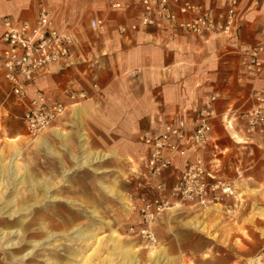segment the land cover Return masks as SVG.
I'll return each instance as SVG.
<instances>
[{
  "label": "rangeland",
  "instance_id": "1",
  "mask_svg": "<svg viewBox=\"0 0 264 264\" xmlns=\"http://www.w3.org/2000/svg\"><path fill=\"white\" fill-rule=\"evenodd\" d=\"M43 1L51 7L56 22L67 21L82 42L92 35L87 27L89 20L105 16L111 10L103 0ZM126 1L131 5L137 0ZM193 1L208 4L218 0ZM248 87L259 88L255 84L239 85L240 89ZM9 105L7 87L0 76V158L4 165L0 176V233L12 231L3 235L0 263L121 264L129 260L132 264H264V217L253 213L254 209L264 210V184L249 188L252 180L246 177L251 173L256 181L264 183V139L249 137L253 140L250 142L244 135L234 133L252 147L251 154L249 148H242L241 157L242 163L253 164L254 168L239 177H223L233 185V195H221L218 201L205 207H191L188 201H176L171 195L176 176L130 178L127 176L130 170L121 168L114 159L113 165L123 173L119 177L113 175L112 182L111 179L106 182L105 169L99 164L90 166L92 169L75 164L79 171L76 168L74 176L69 171L62 182V167L56 154L37 148L38 137L46 134V130L36 135L29 133L12 117ZM129 114L132 119L138 115L136 123H96L88 135L102 141H122L129 150H136L142 132L158 129L154 128L158 125L157 117L152 118L148 111ZM50 141L52 148H57V141L51 138ZM227 144L233 145L231 141ZM16 150L20 155L13 166L14 176L5 166ZM238 157H231V161ZM96 166L102 172H95ZM66 168L70 170L71 164ZM99 184L119 188L128 201L134 195L138 199L132 201L134 204L130 201L124 215L121 201L106 194ZM154 199L167 202L166 207L155 219L146 221L141 209ZM16 209L19 212L11 215ZM102 220L111 224L106 226ZM21 225L23 235L19 238L15 231ZM111 233L117 235L116 250L109 239ZM11 243L14 245L5 246ZM27 252L30 254L25 256Z\"/></svg>",
  "mask_w": 264,
  "mask_h": 264
},
{
  "label": "crops",
  "instance_id": "2",
  "mask_svg": "<svg viewBox=\"0 0 264 264\" xmlns=\"http://www.w3.org/2000/svg\"><path fill=\"white\" fill-rule=\"evenodd\" d=\"M117 1L123 5L121 9L112 10L106 4L111 9L108 14L102 17L96 16L105 19L106 28L103 32L92 31L88 23L87 27L92 35L87 40L80 41L71 60L62 64V67L50 68L32 83V87L41 90L51 99L66 101L64 93L69 87L84 88L93 95L84 103L70 106L62 119L46 129L44 132L46 134L38 137L37 148L56 154L55 158L62 167V182L69 171H72L69 175H72L76 168L79 171V167L75 164L78 166V163L88 158L91 153L106 156L104 160L92 165L99 164L101 169H105L103 175L108 178H105L106 182L110 179L112 182L113 175L117 174L119 177L123 173L122 170L115 168L114 161H118L121 168L131 171L127 175L130 178L146 176L144 161L141 158L143 155L141 143L136 150L131 151L123 145L125 142L112 139L102 141L95 136L90 137L88 132L96 123H136L138 115L132 119L129 113L148 111L150 115L152 114V118L154 115L157 117L158 125L154 128L159 129L164 122L175 120L179 116H192L197 109L207 104L209 97L216 92L225 96V99H218L213 104L218 114L223 113L229 105L239 107L247 98L252 87L240 89L239 85L255 84L259 87L256 90L264 92V75L252 83L250 81L252 79L242 70L238 55L232 53L224 40L219 38L199 37L154 28L139 29L136 32H128L125 37H120L117 34L118 25L136 23L139 4L138 0L133 1L131 5L126 0ZM219 4L221 0L203 5L218 6ZM41 5L52 15V9L47 1L0 0V37L4 17L17 21H32ZM262 15H264V1L242 0L238 21V38L241 42L252 43L256 40ZM52 17L54 18L53 15ZM63 23L68 29L75 31L68 26L67 21ZM1 47L0 43V49ZM238 71L241 74L237 73ZM0 76L3 79L1 73ZM3 81L7 87L9 107L13 111L11 115L18 120L26 102L10 95L8 85L4 79ZM94 83L100 87L101 92L98 95L91 88ZM28 95H31L30 91ZM10 109L7 108V111L10 112ZM101 112L104 113L100 114ZM234 133L238 135L240 133L249 139L239 122L232 123V127L228 128L218 116L213 121L212 145L204 153L205 159L209 160L213 168L224 178L239 177L246 170L254 168L253 164L242 163L241 157L244 153L242 148H249L251 154L252 147L246 146L249 143L246 140L242 141ZM230 134L233 136L231 137ZM50 138L57 141L56 144H59L57 148H52ZM228 141L233 145L227 144ZM248 141L253 142L251 138ZM238 155L235 161H231V157L235 159ZM66 161L71 164L70 170L66 168L69 165L65 163ZM180 168V160L175 159L173 166L163 174L176 176ZM88 169L92 168L88 166ZM96 169L95 172H102L98 166ZM246 177L253 181H249L251 185L249 188L256 189L255 185L264 184L256 181L251 173ZM99 185L106 194L122 202L124 215L127 214L130 201L133 203L132 201L138 199L135 195L130 198L128 196V201L119 192V188L111 184ZM253 213L264 217V210L254 209ZM102 221L106 226L111 224L109 221Z\"/></svg>",
  "mask_w": 264,
  "mask_h": 264
},
{
  "label": "built area",
  "instance_id": "3",
  "mask_svg": "<svg viewBox=\"0 0 264 264\" xmlns=\"http://www.w3.org/2000/svg\"><path fill=\"white\" fill-rule=\"evenodd\" d=\"M103 1L111 9L123 7L117 0ZM241 3L242 0H221L218 6H205L190 0H138L136 23L118 25L117 34L125 37L128 32L154 28L216 37L224 40L227 48L238 55L247 77L257 80L264 75V15L256 40L241 42L238 38ZM89 28L103 32L105 19H90ZM0 43V73L8 85V93L26 102L18 120L29 133L36 135L48 129L66 115L70 106L84 103L93 96L84 88L69 87L64 93L66 101H62L48 98L44 92L32 87L33 81L50 68L68 63L80 44L77 33L66 24L58 25L46 7L41 5L32 21L4 17ZM91 88L95 94H100L96 83ZM218 99H225V96L216 92L192 116H179L164 122L159 129L144 131L139 136L145 177L152 179L163 174L173 166L175 159H179L181 168L171 195L176 201H188L191 207H205L218 201L221 195L234 193L233 185L224 180L204 156L212 145L215 118L219 116L228 128L239 122L245 135L264 139V92L251 88L239 107L229 105L221 114L213 107ZM166 204L162 199L146 202L141 209L143 218L152 221Z\"/></svg>",
  "mask_w": 264,
  "mask_h": 264
},
{
  "label": "bare ground",
  "instance_id": "4",
  "mask_svg": "<svg viewBox=\"0 0 264 264\" xmlns=\"http://www.w3.org/2000/svg\"><path fill=\"white\" fill-rule=\"evenodd\" d=\"M41 141V140H40ZM39 143V142H38ZM39 146V145H38ZM19 155H20V152L18 151V150H16L15 151V153H14V155L10 158V160H9V162L6 164L7 166H5L6 168H7V170H9V174L10 175H16V172L14 171V169H13V166H15L14 165V163H15V161L18 159V157H19ZM104 158H106V156L105 155H102V154H94V153H92V154H89L88 155V158H86L84 161H81V162H79L78 164L80 165V166H92L94 163H97V162H100V161H102ZM2 160L3 159H1L0 158V176L3 174V167H4V165H3V163H2ZM7 173V174H8ZM6 174V175H7ZM19 181V183H21L22 182V179H19L18 180ZM117 196V195H116ZM52 199H56V197H52ZM122 203V202H121ZM126 206V205H125ZM168 209H170V208H168ZM17 212H19V210H13L10 214L12 215V214H14V213H17ZM12 234V231H9V232H1L0 234H2V237H0V246H2L3 244H2V240L4 239L3 238V235H5V236H7L8 234ZM15 233L16 234H19V238H21L20 237V235L22 234L23 235V226L21 225V227H19V228H17L16 229V231H15ZM140 233H145L144 231H140ZM21 235V236H22ZM152 235L153 234H150L149 235V237H152ZM109 239H110V241L113 243V249L114 250H116V249H118V239H117V235H114V233H111L110 235H109ZM152 240H154V239H152ZM8 245H14V243H11V244H6L5 246H8ZM28 254H30V252H27L26 254H25V256H27ZM14 258L16 259V260H19V259H17V257H15L14 256ZM121 264H132L129 260H124V261H122V263ZM136 264H138V263H136Z\"/></svg>",
  "mask_w": 264,
  "mask_h": 264
}]
</instances>
